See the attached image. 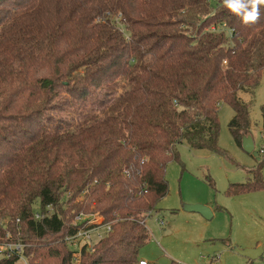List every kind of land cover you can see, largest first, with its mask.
<instances>
[{
  "label": "trees",
  "instance_id": "1",
  "mask_svg": "<svg viewBox=\"0 0 264 264\" xmlns=\"http://www.w3.org/2000/svg\"><path fill=\"white\" fill-rule=\"evenodd\" d=\"M263 72L264 7L244 25L222 0H0V241L10 233L28 264H72L65 239L93 213L112 231L81 264H140L178 145L227 156L225 103L242 147L239 93ZM263 166L229 192L264 190Z\"/></svg>",
  "mask_w": 264,
  "mask_h": 264
},
{
  "label": "rangeland",
  "instance_id": "2",
  "mask_svg": "<svg viewBox=\"0 0 264 264\" xmlns=\"http://www.w3.org/2000/svg\"><path fill=\"white\" fill-rule=\"evenodd\" d=\"M239 97L250 110L251 134L259 157L237 145L229 128L235 112L221 103L219 146L228 157L195 150L186 143L178 145L180 162L167 166L168 194L146 219L150 242L141 249L140 259L149 264H210L221 255L219 264H264V254L251 260L235 250L264 249V190L239 195L229 192L232 184L253 181V172L264 157V72L260 85L251 92H240ZM261 179L264 181V166ZM194 204L209 207L212 218L186 210ZM5 242L6 238L0 244ZM19 264H25V259Z\"/></svg>",
  "mask_w": 264,
  "mask_h": 264
},
{
  "label": "built area",
  "instance_id": "3",
  "mask_svg": "<svg viewBox=\"0 0 264 264\" xmlns=\"http://www.w3.org/2000/svg\"><path fill=\"white\" fill-rule=\"evenodd\" d=\"M215 29L213 27V30ZM53 213V208L49 207L47 214H43L39 209L34 212V215L37 220H41L47 216H51ZM73 226L77 228L76 232L65 239L72 253V264H81L83 253L92 252L94 246L112 231L110 223H105L102 217L93 213H81L77 215L73 221ZM102 230H104V233ZM5 238L6 242L0 244V257L9 258L17 255L22 259L24 245L12 241L10 233H7ZM220 261L221 255L213 259L210 264H219ZM25 264H28L26 260ZM140 264H147V262L142 260Z\"/></svg>",
  "mask_w": 264,
  "mask_h": 264
},
{
  "label": "clouds",
  "instance_id": "4",
  "mask_svg": "<svg viewBox=\"0 0 264 264\" xmlns=\"http://www.w3.org/2000/svg\"><path fill=\"white\" fill-rule=\"evenodd\" d=\"M222 3L244 25L256 24L261 17V8L264 7V0H222Z\"/></svg>",
  "mask_w": 264,
  "mask_h": 264
},
{
  "label": "water",
  "instance_id": "5",
  "mask_svg": "<svg viewBox=\"0 0 264 264\" xmlns=\"http://www.w3.org/2000/svg\"><path fill=\"white\" fill-rule=\"evenodd\" d=\"M242 147L248 154H253L256 157H259V153L255 150L254 139L252 135L244 136L242 141ZM260 160V159H258ZM186 210L190 212H196L201 214L206 219H211L213 216L212 210L204 205L194 204L186 206ZM237 252L241 255L247 257L251 260H256L264 254V249L262 247H258L255 249H239L235 248Z\"/></svg>",
  "mask_w": 264,
  "mask_h": 264
},
{
  "label": "crops",
  "instance_id": "6",
  "mask_svg": "<svg viewBox=\"0 0 264 264\" xmlns=\"http://www.w3.org/2000/svg\"><path fill=\"white\" fill-rule=\"evenodd\" d=\"M143 260V259H142Z\"/></svg>",
  "mask_w": 264,
  "mask_h": 264
}]
</instances>
